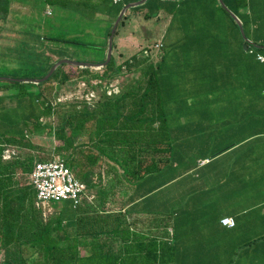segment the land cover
I'll use <instances>...</instances> for the list:
<instances>
[{
  "label": "trees",
  "instance_id": "obj_1",
  "mask_svg": "<svg viewBox=\"0 0 264 264\" xmlns=\"http://www.w3.org/2000/svg\"><path fill=\"white\" fill-rule=\"evenodd\" d=\"M43 1L61 8V31L66 32L62 39L48 36L45 40L67 46L75 45L76 37L71 33L76 35L80 18L92 27L103 4L111 2ZM222 1L241 21L248 40L251 38L247 25L250 24L252 29V44L245 52L246 84L264 86V62L257 63L258 57L264 56V48H255L263 46L264 41H255L261 31L253 16L252 0H248L251 7L247 6L246 0ZM150 2L156 4L155 8L147 10L150 18L160 11L178 18L183 11L175 13L171 6L181 2L147 0L145 6ZM9 6V0H0V20L8 14ZM190 8H186L181 16L194 17L197 10ZM19 43L31 47L25 40ZM26 51L12 49L15 54ZM47 58L45 73L37 79L44 77L53 65ZM163 58L155 66L147 64L142 55L123 61L121 65H126L128 70L140 71L125 91L116 97L102 96L94 108L78 100L58 105L64 111L61 121L54 127L42 122V118L53 115L54 105L47 102L41 91L30 92L25 85L43 89L49 84L67 83L81 78V75L98 72L108 77L112 68L102 72L62 64L47 80L38 84L0 81V264H173L174 248L167 240L169 225L162 226V219L158 220L154 215L146 219L147 223L142 220L145 217L130 221L131 215L127 213L133 194L131 187L160 173L170 162L171 143L159 96ZM112 63L110 59L104 67H111ZM128 102L133 107H128L129 113L124 115L122 111ZM45 132L51 139L47 142L48 152L60 153L65 165L77 180L86 184V192L93 197L91 201L84 198L76 207L70 203L71 214L64 216L60 212L55 222L44 220L35 205L33 187L24 182V176L29 177L35 163L33 156L16 157L7 162L1 159L3 145L47 151L29 140V137H35L40 141L37 138ZM42 161L47 160L39 158L37 162ZM94 174H98L99 179L104 178L105 182H93L91 177ZM118 187L119 191L116 190ZM117 194L120 195V208L107 210L105 207L110 204V197ZM134 224L139 225L138 230Z\"/></svg>",
  "mask_w": 264,
  "mask_h": 264
},
{
  "label": "rangeland",
  "instance_id": "obj_2",
  "mask_svg": "<svg viewBox=\"0 0 264 264\" xmlns=\"http://www.w3.org/2000/svg\"><path fill=\"white\" fill-rule=\"evenodd\" d=\"M181 1L183 0H178L176 2ZM210 2H212V0L183 1L182 12H186V8L191 5L197 10V13L191 18L182 17V12L180 13L178 19L181 23L188 24L192 21L194 24L193 27H183V31L179 35L180 38L187 37L195 40L201 38L207 40L212 36H217L215 28L199 26L209 19L225 18L221 11L211 10L210 13L208 12V7L210 8L211 6ZM9 3L8 14L0 20V78L26 80L32 81V85L36 84L34 83V80H38L37 77L45 73L48 59L47 56L53 64L60 60L97 64L103 59L102 49L108 46L111 37V46L113 48L111 59L117 66L112 63L111 67H102L98 69L103 72L108 68H112L110 76L108 77H104L100 72L94 75H81V78L74 81L49 84L43 89L29 86L26 84L28 82H19L25 83V86H28L26 87L27 90L30 92L36 93L41 91L47 102L54 105L53 107L56 109L54 110L53 115L42 118V122L49 124L52 127L61 121V114L64 111L63 108L60 110V108L57 107L58 105H62L69 100L84 101L88 104L85 97L87 89L94 91L96 94V98L89 102L90 108L96 107L98 99L102 98L104 95L108 97H116L119 96L123 90L125 91L126 88L134 82L133 80L139 76L140 71L128 70L126 65H121L122 63L118 65V62L123 61L130 55L139 54L141 56L145 49V58L148 61L147 64L149 63L152 66H155L159 61L162 50L164 53H168L167 59L165 60V66L161 69V76L159 73L161 79L159 96H161V107L165 115L166 127L171 143L170 162L163 171L151 177L150 181H146L139 191L145 189V191H147L145 193H151L158 186L167 183L165 190L161 187L163 191L160 194L170 197L167 199V202L163 201L160 204V211H154L156 215H154V217H157L158 220L162 219L164 222L161 223L162 226L166 223L169 225L167 229L169 234L167 240L169 239L168 241L173 245L172 241L174 240V233H176V238L179 239L182 237V233L185 229L189 227V192L187 191L183 193V197H180L177 203L172 195L175 189L173 181L178 178L188 180L190 178V165L196 157H200L201 154L205 153L206 155H211L228 145V142H230V139L223 138V131L210 132L206 131V129H193V120H196V118H210L214 121H220L224 117H232L241 113V107L238 109V107L234 106V102L239 98L236 90L239 87L177 86V81L181 79L182 76H180L179 73L177 74L178 70H176L177 68L175 67L177 63H175L176 61L173 56L174 50L171 45L173 44V35L171 32H174L173 30L176 29L173 27L169 29L164 40L165 46L163 44L164 47L160 50L158 46L159 40L160 38L163 39L166 32V28H163V22L160 19L152 17L150 20H145L144 30L138 26L136 19H133L134 17L128 19L125 14L126 17H123L113 31L114 22H112V20L115 9L110 3L106 2L100 8L101 11L98 20L94 22L92 27L83 24L79 30H74L76 31V35H74L75 32L71 34L73 37H76L73 41L75 45L67 46L62 43H54L45 40L48 36L61 37V39L65 37L64 35L66 32L64 30L63 32L61 31L63 24L60 7L47 5L43 0H9ZM246 4L248 6V0H246ZM223 5L227 8L224 3ZM251 5L253 16L258 22L261 31L260 34L256 32L258 35L255 41L258 42L260 40L263 42L264 0H252ZM152 8L155 7L152 5ZM227 10L232 14L228 8ZM48 11H50V14H47ZM143 34H145V37ZM174 34L177 35L175 32ZM32 36L40 37V39L33 38ZM22 40L27 41L31 47L19 43ZM246 40L248 41L247 38ZM168 42L170 45H167ZM16 48L20 49V51H22V49H27V51L24 54L17 52L15 54L12 52V49ZM11 53L12 55H10ZM77 72L80 73V70H77ZM46 75L44 77H46ZM44 77L40 79H43ZM241 87L242 86L239 88L240 94L242 91L240 90ZM245 87L247 104H252L254 100L258 102V104L259 102L264 104V86H255V90L251 91L250 89L253 86ZM112 88L117 89L119 91L118 94L108 95L107 92ZM232 98L233 100L229 101ZM129 102L125 105L126 109L122 111L124 115L129 113L128 107H133ZM262 112H264V107L259 106L254 108L247 106L246 108L247 115L262 114ZM200 125L206 126L207 124L202 123ZM214 125L221 124L216 123ZM37 139L40 141H37L35 137H29L30 141L39 144V146L47 151L27 150L16 145H3V151L1 153L2 161L7 162L16 157L28 155L33 156L34 162H37L39 158L45 160L59 158L63 160V157L60 153L58 154L57 151L48 152L50 147L47 142L51 139L46 137V132L42 133L41 137ZM6 151H8V153ZM24 178V182L28 184V175H25ZM91 179L93 182H99V180H102V183L105 182L104 178L99 179L98 174L92 175ZM116 190L119 191V187L116 188ZM86 194L90 197L88 192H86ZM152 195L155 197L159 196V194L156 193H153ZM119 197V194L115 195L113 198L110 197V204L107 203L108 205H106L105 208L110 211L119 209ZM182 202H184V204L181 207H178ZM37 208L40 209L45 221L53 220L55 222L60 212L64 214V216H69V214H71L70 201H63L57 204L50 203L43 206L40 205ZM157 213H159V215H157ZM129 218L130 221L133 219L131 217ZM148 218L150 217L148 216L142 220L147 223L146 219ZM134 226L135 230L139 229L138 224H134ZM185 238L188 239L189 235Z\"/></svg>",
  "mask_w": 264,
  "mask_h": 264
},
{
  "label": "crops",
  "instance_id": "obj_3",
  "mask_svg": "<svg viewBox=\"0 0 264 264\" xmlns=\"http://www.w3.org/2000/svg\"><path fill=\"white\" fill-rule=\"evenodd\" d=\"M137 1L139 0H120L114 4L111 0V6L115 9L113 18L118 16L122 8ZM210 3L208 12L221 11L225 18L209 19L199 25L216 29L217 36L207 40L180 38L183 27L194 26L192 21L183 24L177 17L171 18L164 11L153 17L162 20L163 28H166L163 39L159 40L160 50L165 46L164 40L169 29L172 27L176 29L173 31L177 35L171 32L173 35L171 45L177 63L175 66L178 70L177 74L182 76L177 81V86L243 87L240 89L241 94L239 88L236 89L239 98L234 102V106L238 109L241 107V113L238 115L227 116L220 121L210 118L193 120V129L223 131V138L230 139V142L211 155L205 153L196 157L190 165L188 180L178 178L173 181L175 189L172 195L177 203L178 199L183 197V193L189 192V227L182 233L181 238L177 239L176 233L173 235V264H264V112L255 115L246 114L247 106L264 107V104L261 102L258 104L255 100L252 104H247L245 98L247 50H243V45H251L252 39L246 40L242 23L236 17L242 27L244 35L242 36L238 23L229 12L224 10L218 0H212ZM183 4L181 2L171 5L173 11L176 13L182 10ZM152 5L156 7L154 2L145 6L144 1L137 6L129 7L121 20L126 17L125 14L128 19L134 17L138 26L145 30V20L152 19L147 15V10L152 8ZM190 7L192 9L191 5ZM84 20L80 18L81 23L78 24L77 30L84 24ZM247 26L252 38L251 26L250 24ZM143 36L145 37V34ZM167 45H170L169 42ZM102 52L103 59L98 63L106 59L107 47H104ZM167 55L168 53L162 50L158 62L161 61L162 56L166 60ZM142 56L145 57V49ZM163 63L165 66V62ZM257 63L263 62L257 61ZM254 87L255 85L250 91L255 90ZM232 100L233 98L229 101ZM202 123L207 125H200ZM216 123L221 125H214ZM202 160L207 162L201 165L199 162ZM146 181L150 179H144L131 187L133 194L129 200L131 203L127 207V213L133 219L155 215L154 211H160V204L163 201L167 202L170 197L160 194L163 189L165 190L167 183L151 192L159 194L158 197L150 192L146 194L145 189L139 191ZM183 204L184 202L178 207ZM224 218H231L233 226L223 225L221 221ZM187 235H189L188 239L185 238Z\"/></svg>",
  "mask_w": 264,
  "mask_h": 264
},
{
  "label": "built area",
  "instance_id": "obj_4",
  "mask_svg": "<svg viewBox=\"0 0 264 264\" xmlns=\"http://www.w3.org/2000/svg\"><path fill=\"white\" fill-rule=\"evenodd\" d=\"M119 1L112 0L114 4ZM47 14H50V11ZM258 60L264 62V58L261 56L258 57ZM118 92L117 89L112 88L107 94H118ZM85 97L89 104L92 99L96 98V94L94 91L87 89ZM6 152L8 153V151ZM206 162L207 160H202L199 164L202 165ZM29 183L35 191V205L37 207L63 201H70L72 206L76 207L81 204L84 198L89 201L93 198L86 194L85 184L77 180L65 165V162L59 158L35 162L29 175ZM221 223L225 226H233L231 218H224Z\"/></svg>",
  "mask_w": 264,
  "mask_h": 264
},
{
  "label": "water",
  "instance_id": "obj_5",
  "mask_svg": "<svg viewBox=\"0 0 264 264\" xmlns=\"http://www.w3.org/2000/svg\"><path fill=\"white\" fill-rule=\"evenodd\" d=\"M144 1L146 2L147 0H139V1H137L136 3L128 4L127 6H125L124 8H122V10L119 12V14H118L116 20L114 21V24H113V31L115 30L116 26H117L118 23L120 22V20H121L123 14H124V12H125V10H126L127 8H129V7H133V6H137V5L141 4V3L144 2ZM164 1H178V0H164ZM218 1H219L220 5H221V6H222V7L228 12L227 8H226V7L223 5V3H222V0H218ZM230 15H231V17H232L233 19L236 20V22L238 23V25H239V27H240V30H241L242 36H244V35H243V31H242V27H241L240 23L238 22V19L236 18L235 15H233V14H231V13H230ZM247 45H248V44L243 45V50H247V48H248ZM255 48H257V49H262V48H264V45H263V46H255ZM111 54H112V46H111V37H110V39H109V44H108V46H107L106 59L104 60V62H102V63H97V64H87V63H77V62H73V61H70V60H60V61H58L57 63H54V64L52 65V67L50 68V70H49L48 74L46 75V77H44L43 79L34 80V81H35L34 83L38 84V83H41V82L47 80V79L50 77V75L54 72V70H55L57 67H59L60 65H62V64H67V65H70V66L75 67V68H76V67H84V68H91V69H100V68L104 67L105 65H107V64L109 63V61H110V59H111ZM0 81H10V82H32V81H26V80H11V79H8V78H0Z\"/></svg>",
  "mask_w": 264,
  "mask_h": 264
}]
</instances>
